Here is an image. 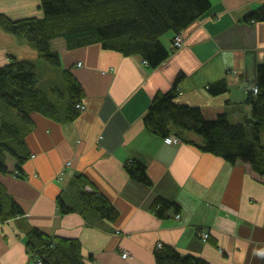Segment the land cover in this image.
Listing matches in <instances>:
<instances>
[{"label": "crops", "instance_id": "1", "mask_svg": "<svg viewBox=\"0 0 264 264\" xmlns=\"http://www.w3.org/2000/svg\"><path fill=\"white\" fill-rule=\"evenodd\" d=\"M210 1L180 32L183 45L151 69L138 55L99 43L68 49L55 39L52 47L61 59L56 70L24 39L0 28V64L10 54L32 59L47 87L70 70L85 94L84 109L71 121L64 120L63 110L59 118L32 113L25 177L0 175L24 211L0 223V264H36L26 246L31 227L77 240L85 264H157L158 243L209 264H264V175L247 163L230 164L202 151L193 132L162 138L143 122L155 94L169 90L178 75V101L200 107L206 119L225 113L231 122H243L249 116L247 94L257 66L264 64V21L245 17L264 0ZM2 13L12 19L42 16L39 0H0ZM173 37L168 32L161 39L168 49ZM218 80L227 90L212 95L207 86ZM130 159L145 164L151 185L130 177ZM7 164L13 169L16 163L8 158ZM80 176L85 189H95L117 210L115 220L84 210ZM157 198L179 210L158 217L151 209Z\"/></svg>", "mask_w": 264, "mask_h": 264}, {"label": "trees", "instance_id": "2", "mask_svg": "<svg viewBox=\"0 0 264 264\" xmlns=\"http://www.w3.org/2000/svg\"><path fill=\"white\" fill-rule=\"evenodd\" d=\"M39 2L41 17L12 19L2 13L0 28L24 39L56 70L61 68V59L52 47L55 39H63L68 49L99 43L104 49L126 56L138 55L145 66L156 68L173 50L162 43V37L168 32L180 33L211 5L210 0ZM245 20L264 21V3L248 13ZM37 70L32 59L12 54L0 64V175L25 177L22 166L31 155L25 139L33 128L32 113L59 118L63 110L64 120L71 121L84 109V90L70 70L62 71L61 88L57 83L52 87L43 85ZM181 78L182 75H178L169 90L155 94L143 118L146 129L162 138L171 134L180 136L182 131L193 132L202 144L193 143L202 151L222 157L230 164L247 163L255 173L264 175V64L256 68L255 82L249 88L246 100L250 114L243 122H231L225 113L206 119L200 107L179 102L177 88ZM207 90L217 95L225 92L227 85L224 80H218L209 84ZM8 158L16 163L13 169L7 164ZM125 169L135 181L152 184L144 163L130 159L126 161ZM78 179L84 210H93L100 217L115 220L118 212L112 204L95 189H85V180L81 176ZM60 202L63 209H69ZM170 208L179 210L174 202L162 198H157L151 207L160 218H165ZM23 214L20 204L0 181V223ZM26 246L36 264H85L77 240L56 239L36 227L28 230ZM155 257L157 264H209L200 257L181 255L163 245L156 248Z\"/></svg>", "mask_w": 264, "mask_h": 264}, {"label": "built area", "instance_id": "3", "mask_svg": "<svg viewBox=\"0 0 264 264\" xmlns=\"http://www.w3.org/2000/svg\"><path fill=\"white\" fill-rule=\"evenodd\" d=\"M183 45V39H182V37H181V34L180 33H178V34H175L174 35V37H173V39H172V44H171V47H172V49H178V48H180L181 46ZM144 65H145V62L143 61L142 62ZM254 91L256 92V89H254ZM82 108V107H81ZM170 139V138H169ZM173 140L175 141V142H179V139L178 138H173ZM179 215H177V217H178ZM204 238H207L208 237V233H204ZM162 246V244L161 243H158V245H157V247L158 248H160ZM128 255V253L125 251V252H123L122 253V257H126Z\"/></svg>", "mask_w": 264, "mask_h": 264}, {"label": "rangeland", "instance_id": "4", "mask_svg": "<svg viewBox=\"0 0 264 264\" xmlns=\"http://www.w3.org/2000/svg\"><path fill=\"white\" fill-rule=\"evenodd\" d=\"M40 70H41V68L38 66V71H40ZM56 83L58 84V87L61 88V86H62L61 84L63 83V80H61V81L58 80ZM54 96H57V94L55 92H54Z\"/></svg>", "mask_w": 264, "mask_h": 264}]
</instances>
